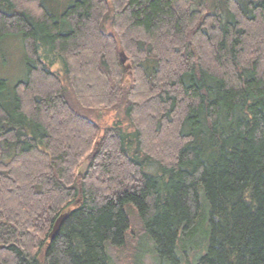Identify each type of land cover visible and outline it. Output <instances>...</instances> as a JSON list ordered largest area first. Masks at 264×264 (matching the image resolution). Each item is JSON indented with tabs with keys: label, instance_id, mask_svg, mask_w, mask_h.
Here are the masks:
<instances>
[{
	"label": "trees",
	"instance_id": "obj_1",
	"mask_svg": "<svg viewBox=\"0 0 264 264\" xmlns=\"http://www.w3.org/2000/svg\"><path fill=\"white\" fill-rule=\"evenodd\" d=\"M145 252L264 264V0H0V264Z\"/></svg>",
	"mask_w": 264,
	"mask_h": 264
},
{
	"label": "rangeland",
	"instance_id": "obj_2",
	"mask_svg": "<svg viewBox=\"0 0 264 264\" xmlns=\"http://www.w3.org/2000/svg\"><path fill=\"white\" fill-rule=\"evenodd\" d=\"M5 55H6V61L7 63L1 67V73L4 78H8L12 82H16L18 79L21 78L22 72L24 70L23 65V48L19 43L15 41H10L7 44V47H5ZM4 64V62H3ZM2 64V65H3ZM126 64L127 69H129L131 64L126 58V61L124 62ZM53 69L56 71H61V67L58 63H56L53 66ZM87 85V83H86ZM66 89L68 90V93L72 97V101H75L72 90L69 85L66 84ZM92 90V89H91ZM92 92V91H91ZM76 102V101H75ZM86 116L92 118L94 121L98 122L101 126H110L114 124L115 122L122 121L123 125L127 126L128 122L126 121L125 114L120 109H109V108H97V109H89L84 108L83 112ZM87 161L82 164V166L79 168V173H82V171L86 168ZM144 256L142 258L143 264H158L156 260L154 259V256L152 253L145 252L143 253ZM121 257V256H120ZM119 262L122 264H125L127 261V256L124 255V257L120 258ZM179 264H194V260L192 255L187 256V262L185 260H182Z\"/></svg>",
	"mask_w": 264,
	"mask_h": 264
},
{
	"label": "water",
	"instance_id": "obj_3",
	"mask_svg": "<svg viewBox=\"0 0 264 264\" xmlns=\"http://www.w3.org/2000/svg\"><path fill=\"white\" fill-rule=\"evenodd\" d=\"M122 61L125 62L126 61V57L122 56ZM67 216V212L64 213L63 215H61L58 220L56 221L54 228L52 230V232L50 233V237L51 238H55L61 228L62 222L65 219V217Z\"/></svg>",
	"mask_w": 264,
	"mask_h": 264
}]
</instances>
